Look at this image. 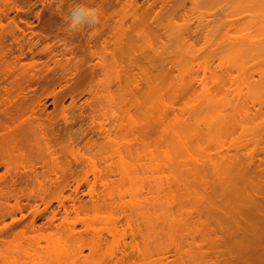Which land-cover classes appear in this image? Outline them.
I'll list each match as a JSON object with an SVG mask.
<instances>
[{"label":"rangeland","instance_id":"obj_1","mask_svg":"<svg viewBox=\"0 0 264 264\" xmlns=\"http://www.w3.org/2000/svg\"><path fill=\"white\" fill-rule=\"evenodd\" d=\"M163 1L160 4L159 0H5L1 4V25L17 24L19 29L7 27L3 32L0 28V58L3 57L0 62H4L0 63L3 66L0 71L6 69V74L0 73V124L7 125V120L13 119L8 123L11 127H0V147L6 144L3 138L10 139L9 134L21 127V122L23 126L28 122L29 126L25 123L24 129L36 123L38 129H45L46 139L48 135L56 141L51 137L53 145L46 143L47 151L52 148L53 156L52 153L47 155V151H43L47 148L42 145L50 137L47 141L37 139L42 141L37 142L41 148L36 147L40 153H36L34 146L36 154L32 153L30 164L18 159L19 154H16L17 161L8 156L14 162V170H19L18 175L14 176L12 170L6 175L4 165L0 166V189L3 184V188L10 186L12 190H21L16 192L19 198L12 194L15 190L5 188L2 192H12V198L20 199L23 208L22 219L20 213L13 211L16 224H11L8 216L2 222L8 228L0 222V227L5 228L0 231V264H208L215 258L211 249L213 256L209 251L207 256L202 254L208 262L207 259L203 261L199 253L202 249L204 252L209 250H205L210 247L208 237L213 235L220 243L227 238L228 232H233L228 227L235 228L236 224L226 225L231 216L234 223H243L246 217L245 227L253 223L256 211L252 202L259 194H264V166L250 171L248 165L264 158V94H260L264 87L256 89V85L253 86L259 78L251 71L255 65L261 69L263 63L258 64L257 58L242 60L233 55L236 59H232V63L228 60L230 65L227 64L223 38L230 35V31H223L225 26L220 24H223L226 12L223 15L220 12L226 8L228 12L230 6L228 13L234 15L239 12L235 7L245 8L247 4L251 9L258 7L257 10H261L264 1ZM222 4L226 6L223 8ZM75 5L100 9L101 23L94 29L68 31L65 17ZM253 9L249 12H258ZM214 10L222 15V23V20L216 22L217 13L216 17L215 14L208 17ZM249 12L246 13L248 17ZM232 14L231 20L241 16L232 17ZM258 17L254 19L253 15L252 22L250 17L246 24L258 23L254 21H260ZM212 19L216 22L214 25L210 22ZM261 20L258 24L261 27L254 24L258 29L264 28ZM206 22L211 24L207 26ZM246 24L247 29L255 28L253 24ZM44 25L50 29L46 27L45 30ZM242 26L239 25L235 32L243 35L242 32L247 31L244 34L248 36L251 30H241ZM235 28L231 30L234 32ZM259 33L257 38H261ZM77 66L71 75L75 73L74 76L82 79L78 92H85H76L74 103L65 95L66 86L62 89L65 84L62 77L66 73L65 77L69 78ZM227 68L231 77H236L233 87L230 86L234 90L232 96L235 95L236 103L241 104L231 123L224 120L223 108V91L228 88ZM72 77L67 81L68 86L74 79L78 80ZM63 110L73 124H63ZM33 127L36 130L37 127ZM3 129H10V133ZM74 129L86 132L88 141L69 147L64 138L74 135ZM19 131L18 137L26 135V139L29 138V130H24L25 135ZM41 134L36 135L39 138ZM21 140L25 139L18 138L17 142ZM69 151L74 152L73 156ZM37 156L41 157L36 159ZM52 156L59 158L52 160ZM43 158L48 164H43ZM41 164L51 168L48 173L52 170L56 173L49 175L46 172L49 176L43 178L48 167ZM24 166L28 169L32 166L29 173L34 171V175L22 171ZM55 167L66 169L67 174L70 173L67 167L72 170L68 175L70 181L68 179L66 187L62 185L63 189L60 184L67 174L62 170L59 179L62 182L56 183L59 171ZM93 167L98 171L94 177L91 175L92 170L95 171ZM35 169L43 171L41 178L39 174L40 182L43 181L41 188L38 182L39 186L36 184L39 178ZM62 173L65 174L63 177ZM52 175H56V182ZM85 178L86 183L82 181L80 186L77 185L78 180ZM52 179L55 183H51ZM57 184L62 191H58ZM259 185L263 191L258 190L254 197ZM53 187L58 193L55 191L53 196L43 194V190L51 193ZM9 192L4 194L11 200L0 196L8 204L5 205L2 199L0 202L13 208L17 199L15 197L13 201ZM38 197L52 202L45 208ZM57 199L63 200V206ZM35 205L40 211L34 221L36 227L27 230ZM64 211L67 222L55 229L53 225L60 224ZM52 213L56 219L51 226L47 219ZM217 221H220L219 225ZM216 224L219 228L223 225L227 228L223 227L227 233L223 228L217 229L216 235L223 234L222 239L215 235ZM242 225L232 228L234 231L249 229ZM71 228L75 230L73 235ZM233 235L237 237L235 233ZM199 245L200 249H197Z\"/></svg>","mask_w":264,"mask_h":264},{"label":"bare ground","instance_id":"obj_2","mask_svg":"<svg viewBox=\"0 0 264 264\" xmlns=\"http://www.w3.org/2000/svg\"><path fill=\"white\" fill-rule=\"evenodd\" d=\"M5 0H0V9H1V4L4 2ZM158 1V0H157ZM160 1V4L162 3V1L161 0H159ZM182 1V0H181ZM181 1H178V2H180L181 3ZM245 1V0H244ZM264 1V0H263ZM155 2V1H154ZM164 2V1H163ZM177 2V1H176ZM246 2V1H245ZM244 2V3H245ZM249 1H247L246 3H248ZM260 2H262L261 0H260ZM179 3V4H180ZM242 3V2H241ZM252 3V2H251ZM179 4H177V5H179ZM262 4H264V3H262ZM245 5V4H244ZM252 5V4H251ZM222 6H223V8H224V6H226V5H224V4H222ZM246 6V5H245ZM244 6V7H245ZM253 6H254V3H253ZM181 7V6H180ZM179 7V8H180ZM230 7V6H229ZM228 7V12H229V8ZM241 8H236L235 7V9H238L239 10V12L238 11H236L235 13H234V11H233V13H234V15L232 14V12L229 14L228 12H227V8L225 9V11L223 12L222 10V12H220L222 15L226 12V14L224 15V22H223V20L221 19V14H219L218 15V13L217 12H219V9L217 8V12L215 11V12H213V13H210L209 15H208V17L210 16V15H214L215 17L218 15V19H220V20H218V19H216V18H214V19H216V22L217 21H221V23L223 22V24H220V25H223V27L225 28L223 31H225V30H227V32L229 33V31H230V35H231V37H230V35H228V34H226L227 35V37H225V39L223 38V40H225V41H223L224 43H226L225 45H224V47L226 48V49H224L225 50V52L227 53V54H225V56L226 57H228L227 58V64H229L228 63V60H229V62L230 63H232V61L234 60V59H236V58H238V59H241L242 58V60H244V59H247V58H251V57H253L254 59H259V63L258 64H260L261 62L260 61H262V63H263V65L261 64L260 66L262 67L261 69L259 68V70H258V67H256L255 68V66L254 67H252L253 69H252V74H256V75H258V82H256V83H254L253 84V86L254 85H256V89L257 88H259V87H261V86H263L264 87V62H263V56H264V32H262L263 30H264V28H257L254 24H256V25H258L259 24V22L260 21H262L261 19H263V21H264V13H263V11H264V9L262 8V7H260V8H262L261 10L260 9H258L257 10V8L255 9L254 7V9L255 10H257L258 12H255V14H253V13H251V11L249 12V10H252L251 9V6L249 7V5L247 4V7H245V8H243V6H240ZM256 7V6H255ZM177 8H178V6H177ZM182 9V8H181ZM212 9V8H211ZM232 9V8H231ZM244 9V10H243ZM246 9V10H245ZM253 9V10H254ZM180 10V9H179ZM182 10H184V5H183V9ZM210 10V9H209ZM261 12H260V11ZM185 11V10H184ZM213 11V10H212ZM1 12V11H0ZM247 12H249V13H251V15H250V17H252V19H251V22H252V20H253V15H254V19L255 18H257V15L259 16L258 17V19H260V21H258V20H254L255 22H258V23H251V24H249L248 25V23L246 24V22L249 20L250 21V17H248V15L246 14ZM254 12V11H253ZM2 13V12H1ZM216 13H217V15H216ZM259 13V14H258ZM182 14H183V12H182ZM231 14L233 15L232 17H238V16H240V17H238V18H236V19H234V20H231V18H230V16H231ZM261 14V15H260ZM184 15V14H183ZM206 15V16H207ZM213 15H212V17H213ZM182 16V15H181ZM262 16V17H261ZM1 17H2V15H1ZM211 17V18H212ZM249 18V19H246V18ZM261 17V18H260ZM2 20V19H1ZM213 20V19H212ZM210 21V20H209ZM239 21H243L242 23H240ZM22 22V21H21ZM25 22V21H24ZM23 22V23H24ZM212 24L213 23H216V22H214V20H213V22L212 21H210ZM209 22V23H210ZM208 23V25H210ZM218 23V22H217ZM238 23V24H237ZM262 23V22H261ZM2 23L0 22V28H2V31L3 32H5V30H7L6 28L7 27H11V29H12V27H14L13 29H16V27H18V25L17 24H13V23H11V24H13V26H2L1 25ZM47 24V23H46ZM245 24L246 25H248V26H251L252 24V27H255L254 29H253V31L255 32V34H253L252 33V29H251V27H248V29H250L251 30V33L250 34H248V36L247 35H245L244 33H246L247 31H243L242 33H243V35L242 34H238V33H236L235 31H237L238 32V26L239 25H244V26H242V29L241 30H243V28H244V30H246L247 29V27L245 26ZM10 25V24H9ZM25 25H27L26 23H25ZM206 25H207V22H206ZM207 25V26H208ZM214 25V24H213ZM262 25H263V23H262ZM45 26V30H47V29H50V26H49V28L47 27V25H44ZM218 26H219V24H218ZM234 26V27H233ZM235 26H237V28H235ZM259 27H261V25H258ZM5 29H4V28ZM46 27H47V29H46ZM212 27H214V26H212ZM246 27V28H245ZM262 27H264V26H262ZM8 28V29H9ZM44 28V27H43ZM220 28H221V26H220ZM231 28L232 29H236V30H234V32H233V30H231ZM19 29V27L17 28V30ZM222 29V28H221ZM247 29V30H248ZM258 31H257V30ZM10 30V29H9ZM240 30V31H241ZM1 30H0V32H2ZM48 31H50V30H48ZM203 31V30H202ZM221 31V30H220ZM259 31H260V33H259ZM11 32H13L12 30H11ZM201 32V31H200ZM226 32V31H225ZM232 32V33H231ZM249 32V31H248ZM198 33V32H197ZM236 33V36L235 37H233L234 36V34ZM239 33H241V32H239ZM259 33V35H261L260 37L261 38H257V34ZM3 34V33H2ZM218 34V33H217ZM196 35V34H195ZM207 35V34H206ZM209 35H212V34H210L209 33ZM233 35V36H232ZM237 35H240V36H237ZM249 35H251V36H253V38H257V40H252L251 38H250V36ZM254 35H255V37H254ZM214 36V35H213ZM212 36V37H213ZM218 36H220V35H218ZM225 36V34L222 36V37H224ZM206 37H208V36H206ZM211 37V36H210ZM215 37V36H214ZM0 40H1V37H0ZM122 51V50H121ZM2 55H3V53H2ZM233 55H235V57L233 56ZM1 56V55H0ZM245 56V57H244ZM246 56H249V57H246ZM257 56V57H256ZM258 56H260V57H258ZM233 57V58H232ZM1 58H3V57H1ZM1 58H0V60H1ZM231 58V59H230ZM260 58H261V60H260ZM233 59V60H232ZM237 59V60H238ZM231 60V61H230ZM2 62V61H1ZM0 62V63H1ZM7 62V61H6ZM3 64H4V62H2ZM9 63V62H8ZM8 63H6V64H8ZM33 63V62H32ZM31 64V63H30ZM32 66H33V64H31ZM35 65V64H34ZM230 65V64H229ZM228 65V66H229ZM31 66V67H32ZM0 67L2 68L3 66L2 65H0ZM1 68H0V70H1ZM34 68V67H33ZM77 68H78V66L77 67H74V70L70 73V76H69V78H71V76H73L72 78H77L78 80H75L74 79V83H70L69 84V86H68V79L69 78H67V77H65V74H64V77H62L65 81H64V88L62 87V89H65V86H66V93H65V95H67V96H69L70 97V100H72L73 102H74V95L76 94V92L77 93H81L82 94V92H83V94H84V92L85 91H83V90H81L82 92H78V90H79V86L81 85L80 84V82L82 81V79L80 78V77H78V76H74V74L73 75H71L73 72H76L75 70H77ZM254 68H255V70H254ZM4 69V70H3ZM2 69V71H0V73L2 74V72H5L6 71V69L5 68H3ZM80 70L82 69L81 67L79 68ZM257 69V70H256ZM80 70H78V71H80ZM84 71V70H83ZM82 72V71H81ZM80 72V73H81ZM250 72V73H251ZM83 73V72H82ZM1 74H0V79H2L1 77ZM4 74H6V72L5 73H3V75ZM69 74V73H68ZM67 74V75H68ZM77 74V73H76ZM79 74V73H78ZM226 79H227V84H226V86L228 87V88H226V90L225 91H223L224 92V98H223V108H224V112H225V117H224V120L225 121H227V123H231V122H233L234 121V119H235V115H236V113H237V111H238V108H239V105L241 106V104L240 103H236L237 102V100H235L236 99V97H235V95L234 96H232V92L234 91V90H231L230 89V86L231 85H233L232 83H233V81H234V79H236V77H231V73H230V70H228V68L226 69ZM6 76V75H5ZM63 76V75H62ZM247 76V75H246ZM254 76V75H253ZM82 78H83V76H81ZM80 79V80H79ZM86 80V79H85ZM84 80V81H85ZM69 82H73V81H69ZM235 82V81H234ZM48 83V82H47ZM59 83V82H58ZM84 85V84H83ZM82 85V86H83ZM60 86H62V85H60ZM231 87H233V86H231ZM255 87V86H254ZM262 87V88H263ZM61 88V87H60ZM264 89V88H263ZM263 89H261V90H263ZM85 90V89H84ZM260 94H264V92L263 93H260ZM261 95V96H262ZM77 96V95H76ZM261 96H259V97H261ZM64 97V96H63ZM79 97H81V96H79ZM78 97V98H79ZM235 97V98H234ZM263 97V96H262ZM0 98H1V96H0ZM245 99H247V98H245ZM263 99V104H264V98H262ZM75 101H77V100H75ZM248 101V100H247ZM75 103V102H74ZM242 103V102H241ZM246 103V102H245ZM244 103V104H245ZM71 104H72V102H71ZM263 107H264V105H263ZM1 109V108H0ZM61 117H62V119L61 120H63L64 121V123L63 124H73V120H71L70 119V116H68L67 114H66V112L63 110L62 112H61ZM12 118V117H11ZM11 118H9V119H11ZM21 118V116L19 115V119ZM72 118V117H71ZM18 119V118H17ZM23 119V118H22ZM22 119L20 120V122L22 121ZM12 120L13 119H11V122H12ZM15 121V120H14ZM14 121H13V124H15L14 123ZM3 122H5V121H3ZM7 122L8 123H11L10 121H8L7 120ZM34 121H30V123H33ZM2 123V122H1ZM7 123V125H9ZM26 123V125H27V123L28 122H25ZM25 123H24V126L22 125V122L20 123V125L19 126H21V127H19V126H17V127H19V128H15V126H12L13 128H14V130L16 129L17 131L18 130H20V131H23L22 133L24 134V130H29L28 131V134H29V138H28V136H27V138L28 139H26V135H25V137L23 136V135H20L19 137H18V132L15 130V131H13L17 136H15L14 137V133L13 132H11V134L12 135H10L9 134V136H8V138H10V139H7V141L9 140V142L7 143V141L5 140V137L3 138V140L5 141V142H3V143H6V144H4V145H1V146H3V147H0V161H1V164H0V166H2V164L4 165V170L6 169V172H5V174L7 175V173H9V171H11V172H15V174H13L14 176L15 175H18L19 173H16V172H19V170L17 171V170H14V167H13V165H12V163H14V162H12L13 160H15V161H17L18 159H19V157H20V159L21 160H23L22 162H24V160L26 161V162H28L29 164L31 163V156L35 153L34 151H36V153L37 152H39L40 151V149H37V148H41L39 145H37V142L39 141V140H37V139H40V138H42L43 140L42 141H47V139H49V137H48V135H46L47 136V139L44 137V134H46V133H43L44 132V130H42L43 128H39L38 129V126L37 125H35L36 123H34V124H32L33 126H35V127H37L36 128V130L38 129V131H36V130H34V127L32 126V125H30V126H32V127H30V128H32V129H30L29 127H28V129H24V127H26L25 126ZM2 124H4V123H2ZM2 124H0V127H2L3 128V126H4V128H8V126L6 125V124H4V125H2ZM10 125H12V124H10ZM9 125V127H11ZM6 126V127H5ZM22 126H23V129H22ZM27 126H29V125H27ZM22 130H21V129ZM82 129V128H81ZM4 130V129H3ZM9 131H10V129H8ZM11 130H12V128H11ZM40 130H42V134L40 133ZM75 130V129H74ZM4 131H7V130H4ZM9 131H7V132H9ZM19 131V133L20 134H22L21 132ZM37 133H36V132ZM66 131V130H65ZM83 131V130H82ZM81 130H78L77 132H76V130H75V134L74 135H68L67 136V138H66V136H65V138L64 139H66V142H64V143H67L68 145H70L69 147H71V146H73L74 147V145L76 146V145H81V143L84 141V140H87L88 141V139H87V133L85 132L84 133V131L82 132ZM39 132V133H38ZM46 132V131H45ZM48 132V131H47ZM10 133V132H9ZM38 135V134H41V136L39 135V138H38V136L36 135V134ZM52 133V132H51ZM7 134V133H6ZM68 134V133H67ZM0 135H1V133H0ZM3 135V134H2ZM19 139H21L22 137H23V139H25L24 141H18L17 142V140H18V138ZM52 137V136H51ZM51 137H50V142H49V140H48V142H43L44 144H42V145H44L45 146V148H47L46 150L45 149H43V151H47L48 150V145H50V143L53 145V141H52V139L54 140V141H56L55 140V138H53L52 137V139H51ZM0 138H2V137H0ZM15 138V139H14ZM17 139V140H16ZM46 139V140H45ZM2 140V139H1ZM0 140V143L2 142ZM42 141H39V142H42ZM52 141V142H51ZM87 141H85V142H87ZM62 142V141H61ZM61 142L59 141V143L61 144ZM46 143H48V147L46 146ZM67 144H64V145H67ZM83 144H84V142H83ZM82 144V145H83ZM87 144V143H86ZM51 145V146H52ZM59 145V144H58ZM67 145V146H68ZM35 146V148L34 149H36V150H33V147ZM38 146V147H37ZM44 146H42V147H44ZM50 146V147H51ZM84 146V145H83ZM86 146V145H85ZM37 147V148H36ZM66 147V146H65ZM77 147V146H76ZM67 148V147H66ZM77 149V148H76ZM79 149V148H78ZM10 150L12 151L11 153H10ZM32 150H33V152H32ZM39 150V151H38ZM54 150V149H53ZM69 150V149H68ZM70 150H74L73 148H71ZM8 151H9V153L11 154V155H8L9 153H8ZM14 151H16V152H14ZM78 151V150H77ZM18 152V153H17ZM54 152V151H53ZM71 154H72V152L73 151H69ZM76 152V151H75ZM33 153V154H32ZM35 153V154H36ZM40 153V152H39ZM44 153V152H43ZM48 153H52V148H50V150H49V152L47 151V155H48ZM60 153V152H59ZM68 153V152H67ZM74 153V152H73ZM12 154H15L14 156L12 155ZM16 154H19V155H17V158H16ZM34 154V155H35ZM54 153H52V155H53ZM63 154V153H62ZM38 155H40V154H38ZM44 155H46V154H43V156ZM57 155V154H56ZM10 156H12V158H14V159H12V161H11V159L9 158ZM41 156H42V154H41ZM41 156H39V157H41ZM49 156H51L50 154H49ZM53 156H55V154L53 155ZM51 157V159L53 160V159H57V158H59V157ZM70 157H71V155H69ZM72 156H73V154H72ZM34 157V156H33ZM38 156L36 157V159H38L39 158ZM82 156H80V158H81ZM84 157V156H83ZM16 158V159H15ZM74 158V157H73ZM85 158V157H84ZM49 159V158H48ZM47 159V160H48ZM20 160V161H21ZM40 160V159H39ZM43 160L45 161V159L43 158ZM50 160V159H49ZM41 161H42V158H41ZM39 162V161H38ZM48 162V161H47ZM46 161H45V163L43 162V164H46L47 163ZM42 163V162H41ZM62 163H64V162H62ZM69 163V162H68ZM68 163H66V164H68ZM40 164V163H39ZM38 164V165H39ZM48 164V163H47ZM65 164V163H64ZM65 164V165H66ZM28 165V164H27ZM35 164H33L32 166H34ZM42 165V164H41ZM60 165V164H59ZM68 165H70V164H68ZM32 166H29V169H28V166H24V167H22V171H24L25 173H26V171H28L27 173H28V175L29 174H31V176H32V174L34 173V171H33V173H29V171L31 170L32 171V169H33V167ZM42 166H47V165H42ZM58 166V165H57ZM56 166V167H57ZM260 166H264V158L263 159H259V160H257V161H251V163H249V165H248V168L250 169V171H254V170H256V168L258 169H260ZM25 167H27L26 169H25ZM32 167V168H31ZM48 167V166H47ZM47 167H46V169H47ZM56 167H55V169H56ZM58 167H60V166H58ZM62 167H64L63 165H62ZM61 167V168H62ZM69 167V166H68ZM67 167V169L69 170V174H67L68 173V171L65 173V171H66V169L64 170V169H61L60 168V170H57V171H59V172H57V173H59V174H56V175H59V176H56V177H58V180H57V178H55L54 179V177L55 176H53L54 175V173H56V172H53V170L51 171V173L53 174L52 176H53V179H54V181L55 180H57V182L56 183H58V181L60 182V172H62V170H64L63 172L65 173V174H67V175H65L64 173H62L61 175H62V177H63V175H65V176H67V178H64L63 179V182H62V180H61V182L63 183V184H60V186L62 187V185H63V187H64V185H65V187H66V185H67V183H68V179H69V181H70V177H68V175L70 176V174H71V172H72V170L70 171V168H68ZM95 167V166H94ZM93 167V168H94ZM44 168V167H43ZM65 168H66V166H65ZM263 168V167H262ZM16 169V168H15ZM42 169V168H41ZM51 169V168H50ZM50 169H49V167H48V169L47 170H45V172L44 173H48V171H50ZM54 169V170H55ZM264 169V168H263ZM42 170H44V169H42ZM94 170L95 171H93L92 170V172H91V175L94 177V175H97V173H98V171L94 168ZM35 171H36V169H35ZM97 171V172H96ZM10 172V173H11ZM13 172V173H14ZM24 172L22 173L21 171H20V173H22V175H24L25 176V174H24ZM39 172V171H38ZM37 171H36V173L38 174V178H39V174L40 173H42L43 174V171H40L39 173H38ZM35 173V174H36ZM47 173H46V175H42V174H40V178H41V175H42V177L43 178H45L44 176H49L51 173H48L49 175H47ZM100 173V172H99ZM11 175V174H10ZM26 176V177H29V176ZM34 175V174H33ZM73 175V174H72ZM34 177L33 179L31 178V181L32 182H34L35 183V181H36V179H37V177ZM4 177V176H3ZM2 177V178H3ZM4 178H6V177H4ZM3 178V179H4ZM30 178V177H29ZM36 178V179H35ZM39 178V181L37 180L36 181V184H37V182H38V184H40V186H39V188H41V186L43 185L42 183H43V181L42 182H40V179ZM46 179V178H45ZM44 179V180H45ZM47 179H49V178H47ZM53 179H52V181H53ZM87 181V179L85 178L84 180H78V181H80L77 185H79L80 186V183H82V181L83 182H85L86 183V181ZM2 180H0V182H1ZM29 181V180H28ZM51 182V180L50 181H48L49 183L51 182V183H55V182ZM77 180H76V182H78ZM60 182V183H61ZM98 182V181H97ZM102 182V181H101ZM104 182V181H103ZM102 182V183H103ZM263 182V181H262ZM94 183H96V182H94ZM101 183V184H102ZM42 184V185H41ZM59 184V183H58ZM55 185V186H57V188H58V191H62V190H60L59 188H60V186L59 185ZM84 184V183H83ZM100 184V185H101ZM260 184H262V183H260ZM51 185H53V184H51ZM95 185V184H94ZM93 185V186H94ZM98 185V184H97ZM103 185V184H102ZM263 185V184H262ZM92 186V187H93ZM96 186V185H95ZM44 187H45V185H44ZM63 187L61 188V189H63ZM261 185H259V187H257V190H256V187L254 188L255 190H256V194L254 195V197H256V195L259 193V191L258 190H262L261 188ZM263 188H264V185L262 186ZM2 189H5V188H7V189H9V191H11L12 189H10L11 187L9 186V187H5V188H3V184H2V187H1ZM54 188V187H53ZM53 188H52V190H51V193L50 192H47V190L46 191H44L43 189V194H48L49 193V196H53L54 194H55V191H56V187L54 188L55 190H53ZM2 189H0V193L2 192ZM6 189V190H7ZM254 189H252V191H251V195H252V193H253V190ZM13 190H15V192L13 191ZM12 191H13V193L12 194H15L17 197H18V195H17V193L16 192H20L19 190L17 191V189H13ZM42 190H41V192H42ZM93 190V189H92ZM4 191V190H3ZM9 191H4V192H2V196L1 197H5L6 199H8V200H11L10 198H7L9 195H5V194H8V192ZM58 191H56L57 193H58ZM64 191V190H63ZM94 191V190H93ZM257 191H258V193H257ZM263 191V190H262ZM47 192V193H46ZM75 192H76V189H75ZM90 192H92V191H90ZM5 193V194H4ZM10 192H9V194H11ZM262 193V192H261ZM263 193H264V191H263ZM4 194V195H3ZM12 194L10 195L11 196V198H12ZM53 194V195H52ZM60 195L62 194V192H60L59 193ZM15 195H13V196H15ZM58 195V194H57ZM249 195V194H248ZM263 195V196H262ZM15 196V197H16ZM40 196V195H39ZM46 196V195H45ZM48 196V195H47ZM92 196V195H91ZM259 196H260V198H259ZM259 196H258V199H256V198H254L253 196V198L255 199V200H253L254 202H252V200L251 199H249V200H251V202H252V206H253V208L255 209V211L257 212H255L254 213V219H253V223L252 224H249V225H246V227L248 226L249 227V229L247 228V230H245V220L247 221V218L245 217V219L242 221L243 223H244V225H242L243 223H240V222H237V223H240V224H237V223H234V219H232V217L233 216H231V221H229L230 219L229 218H227L226 220H228V221H226L225 220V222H228L226 225H228V226H230L231 224L230 223H232V225H234V224H236L235 225V228H237L236 226H238L239 225V227L242 225V226H244L243 228H244V230L245 231H242L241 230V228H239L240 229V233H239V229H236V231H234V227L233 226H230V227H228V229L229 228H231L230 229V231H233L234 233H235V235H237V237L239 236V234H241V231H242V234H241V236H240V238L238 237V239L236 240H234V238H237L236 236L234 237V233L233 232H231V234L233 235V237L234 238H232V235L230 234V232H228L227 233V230L225 231V229H227L226 228V226L225 225H223L224 223V220H223V224H220L221 226L223 225V227L225 226V229L223 228V227H221V228H223L224 229V231L227 233V238L226 239H224L223 241H221L222 242V244H220V243H218V241L217 240H215L216 238H215V236L213 237V235L212 236H210V237H208L209 239V241H210V243H209V248H205V250L206 249H209V250H206L205 252L203 251V247L201 248L202 249V251H200V255H199V257L200 256H202V254H207L208 252L207 251H209L210 252V255H212L213 256V254H214V256L213 257H215V258H220V260L219 259H216V260H212V263L214 262V264H264V194H259ZM263 198H262V197ZM15 197H13L12 199H13V201L15 200ZM17 197H16V199H17ZM41 197V196H40ZM40 197H38L39 199H41ZM249 197H250V195H249ZM252 197H250V198H252ZM19 198V197H18ZM42 198H44V197H42ZM55 197H53L52 199H54ZM252 198V199H253ZM2 199V198H1ZM1 199H0V201H1ZM4 199V198H3ZM2 199V202L4 201L5 202V200H3ZM56 199V198H55ZM45 200V199H44ZM60 200V199H59ZM58 199H57V203L60 205V206H63V203L61 202V201H63V200H61V201H59ZM20 201V199H17V200H15V205L13 204V208H11L10 206L11 205H9V207H7V206H4V204L6 205V204H8L7 202H0V204H2V206H4L5 207V209H3L4 207H2V206H0V209H1V207H2V210H0V222H1V224H2V222L4 221V219H5V217L6 216H8V218H10V220H11V224L12 223H15L16 222V218L13 216L12 217V215H14L15 213L14 212H18V213H20V216H21V219L23 218V216H22V206H21V201ZM41 201H42V203L44 204V206H45V208L47 207V206H49L50 205V203L52 202V200H49L48 202H45V201H43V199H41ZM250 202V201H249ZM93 205H94V202H93ZM95 206H96V203H95ZM6 207H7V211H6ZM78 207H79V205H78ZM92 207H94V206H92ZM9 208V209H8ZM33 209H34V212H33V218H32V221H30L29 223L30 224H28L29 225V227H27L28 229L27 230H31V229H33V228H35L36 226H35V224H34V221H35V219L39 216V214H40V211L38 210V207H37V205H35L34 207H32ZM248 208H250L249 206H248ZM247 208V209H248ZM11 210V211H10ZM77 210H79V209H77ZM14 211V212H13ZM249 211V210H248ZM253 211V210H252ZM7 212V213H6ZM9 212H11V213H9ZM12 212H13V214H12ZM76 212V211H75ZM64 217H62V218H60V224H58V225H53V227L55 228V229H57V227H58V229H59V227H62L61 225L65 222H67V217H66V211H64ZM246 214V213H245ZM244 214V215H245ZM249 214V213H248ZM244 215H242L243 217H244ZM256 215V216H255ZM250 216V215H249ZM227 217V216H226ZM229 217H230V215H229ZM235 217V216H234ZM236 218H239V215H238V217H236ZM56 219V217H55V214L54 213H52L51 215H50V217L47 219L48 220V222H49V224H51V226H52V224H53V221ZM234 220V221H233ZM237 220H239V219H237ZM241 220H242V218H241ZM199 221V220H198ZM197 221V222H198ZM200 222V221H199ZM218 222V223H217ZM216 223L219 225V223H220V221H217ZM248 223V222H247ZM16 224V223H15ZM216 224V230L215 231H217V229L219 228V227H217L218 225ZM230 224V225H229ZM4 227L6 226H8L7 224H2ZM1 225V226H2ZM65 225V224H64ZM2 226V227H3ZM35 226V227H34ZM2 227H0V229L2 228ZM3 227V228H4ZM46 227V226H45ZM234 229H233V228ZM8 228V227H7ZM47 228V227H46ZM48 228H49V226H48ZM211 228V227H210ZM221 228H219V230L221 229ZM242 228V229H243ZM5 229V228H4ZM34 230V229H33ZM71 230H72V228H71ZM70 230V231H71ZM0 231H2V229L0 230ZM36 231V230H35ZM75 231V230H74ZM73 230H72V235H73V232H74ZM214 230H212L211 232H212V234L214 233L213 232ZM223 231V232H224ZM229 231V230H228ZM238 231V232H237ZM211 232L209 233V234H211ZM221 232V231H220ZM219 232V233H220ZM222 232V233H223ZM225 232H224V234H225ZM218 235V231H217V233H215V235ZM216 235V236H217ZM228 235L229 236H231V237H228ZM220 236H223V234H219V236H217V237H220ZM215 238V239H214ZM221 239H222V237H220ZM229 238H231L232 240H230ZM220 239V240H221ZM229 240V241H225V240ZM207 240V239H206ZM219 240V239H218ZM209 241H207V242H209ZM219 244H220V246H223V247H220L219 246ZM207 245V243L205 244V246ZM215 246H217V247H215ZM198 248L197 249H200V245L199 246H197ZM219 247V248H218ZM210 249H211V251H212V253H211V251H210ZM177 251H179V250H177ZM180 252V251H179ZM198 252H199V250H198ZM198 252H197V255H198ZM202 252V253H201ZM177 254H179V253H177ZM204 255V256H205ZM207 256V255H206ZM205 256V257H206ZM211 256V257H212ZM203 257V256H202ZM209 257V256H208ZM212 257V258H213ZM204 258V257H203ZM203 258H201L203 261H206V259L204 260ZM211 259V258H210ZM219 260V261H218ZM211 261V260H210ZM216 261V262H215ZM207 262H208V259H207ZM204 263H206V262H204ZM211 262H209L208 264H212Z\"/></svg>","mask_w":264,"mask_h":264},{"label":"clouds","instance_id":"obj_3","mask_svg":"<svg viewBox=\"0 0 264 264\" xmlns=\"http://www.w3.org/2000/svg\"><path fill=\"white\" fill-rule=\"evenodd\" d=\"M68 31H79L84 28H95L101 23V11L84 5H75L65 17Z\"/></svg>","mask_w":264,"mask_h":264}]
</instances>
